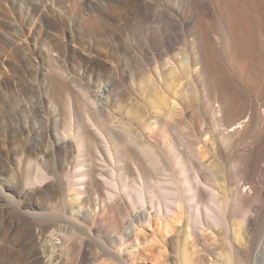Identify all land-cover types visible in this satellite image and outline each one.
<instances>
[{"label": "rangeland", "instance_id": "374dc122", "mask_svg": "<svg viewBox=\"0 0 264 264\" xmlns=\"http://www.w3.org/2000/svg\"><path fill=\"white\" fill-rule=\"evenodd\" d=\"M190 1L99 0L97 5L91 6L86 0H0V19L4 23L0 37V171H5L8 180H14L23 193L29 188L27 179L34 177L32 175L40 168L49 170L56 182L55 185L50 183L33 201L14 194L18 203L33 205L36 220L50 223L38 244L30 225L17 220L7 243L14 244V264H30L28 255L37 246L46 253L51 251L47 256L51 262L55 257L60 258L58 264H117L105 253L104 248L109 245H116L126 258L138 254L145 258L146 264H247L235 257L223 227H206L203 240L217 253L226 254L224 257L209 254L193 241L187 224L191 207H186L182 220L178 221L173 216H159L154 207L146 205L150 216L143 221L137 218L142 205L133 206L129 198L128 188L134 181L143 183L131 163V156L145 161L135 142L128 140L130 134L139 141L165 149L168 167L149 171L157 181H166V187L171 186L170 180L179 176V172L173 160V149L164 146L163 140L172 139L187 156L189 162L185 161V168L189 178L194 165L189 142L193 133L203 142H211V134L203 131L208 120L207 101L201 90L204 86H196L195 92L190 94L191 80L187 74L177 82L179 93L172 105L169 100L167 103L153 100V103L163 102V113L177 106L168 122L157 126L160 139L155 133L142 135L141 129L131 132L125 126L130 114L140 115L144 109L142 96L152 95L154 99L163 96L158 88L163 83V74L181 67L184 63L182 48L188 43L187 51L193 47L190 44L193 32ZM175 11L180 14L174 15ZM172 21L178 24L176 28ZM218 26L222 31L220 21ZM258 34L261 42L256 66L259 76L264 77V27ZM146 48L152 53L158 52V56L151 54L153 57L144 61L146 66H141L138 55ZM158 60L162 62L161 70L156 71L147 89L142 82L150 80V70L154 71ZM135 66L133 78L129 70ZM101 92H107L108 100H104ZM97 107L100 111L95 109ZM156 111L157 108L151 110L152 121ZM95 120L103 124L115 140L113 147H108L93 124ZM68 127L86 135L81 151L78 145L67 147L58 138ZM226 152L231 153L230 149ZM204 160L218 176L217 184L223 183L222 173L232 168L233 156L225 162L215 150ZM79 164L95 169L98 180L104 181L100 175H108L118 181L120 199L114 207L110 205L111 200H106L99 192L88 202L67 182ZM123 170H127L128 176L121 174ZM179 183L181 185L180 179ZM108 187L112 189V184ZM82 193L88 194V191ZM230 194L232 201L233 192ZM79 196L80 199H76ZM166 197L171 198L172 194ZM81 198L84 207H81ZM134 218L137 223L132 232ZM237 221V236L239 234L244 241L245 223L242 218ZM35 230L40 232L39 225ZM125 239L126 243L122 244ZM186 241L187 250L184 249ZM255 248L262 258L250 264H264V238L256 240Z\"/></svg>", "mask_w": 264, "mask_h": 264}, {"label": "bare ground", "instance_id": "6f19581e", "mask_svg": "<svg viewBox=\"0 0 264 264\" xmlns=\"http://www.w3.org/2000/svg\"><path fill=\"white\" fill-rule=\"evenodd\" d=\"M86 1L91 6H95L99 0ZM190 3L193 8L190 15V23L193 26L190 44L193 47L187 51L188 43L182 48L181 54L184 59L182 64L184 65L181 64V67L178 66V68L163 74V83L158 87L163 92V96L155 99L152 95L142 96L145 100L144 109L140 115L130 114V120L125 126L131 132L133 129H141L142 135L155 133V136H158L157 126L168 122L177 106H171L172 110L170 109L169 113H163L161 111L163 102L153 103V100H165V102L169 100L168 103L172 105V100L174 101L179 93L177 82H180L183 75L187 74L191 80L190 94L195 92L196 86H201V84L204 86L201 90L204 94L203 98L207 101L208 120L207 127L203 131L211 134V142H203L196 132L193 133L194 136L189 142L193 152L191 162L194 165L191 178H189V173L185 168L187 156L176 147L172 139L169 142L163 140L164 146L167 145L173 149L171 150L173 160L179 172V176H174L170 180L171 186L168 181L170 187H166V181L165 183L157 181L152 176L153 172L149 171L151 168L168 167L165 149L162 150L158 145L149 144L144 140L139 141L130 134L128 140L135 142V145L143 153L145 161L131 156V163L135 165L143 183L140 185L138 181H134V185L128 188L129 198L133 206L142 205L140 216L137 218L143 219V221L148 220L150 216L146 205L154 207L159 216H173V219H178V221L182 220L186 207H191V219L187 224L189 235L193 237V241L209 254H219L224 257L226 254L217 253V250L203 240L206 227L219 229L223 227L235 252V257L250 264L254 260L262 258L255 247L256 240L264 238V77L259 76L256 66L258 45L261 42L258 33L264 27V0H191ZM173 14L180 13L175 11ZM218 21L222 23V31L218 29ZM172 26L176 28L178 24L172 21ZM2 28H4V23L0 19V37ZM169 42L166 44L169 45ZM151 54L155 57L158 56V52L152 53L147 48L140 51L138 64L146 66L144 61L150 60L153 57ZM185 56L188 58L187 61ZM168 60L171 61V58ZM157 62L154 71L150 70V80L142 82V85L147 89H149V82L155 77L156 71L161 70L162 62L159 60ZM3 64L5 65L4 61ZM134 69L136 66L129 70L133 78L135 76ZM202 76L203 80L200 81ZM106 93L101 92L104 94V100H108L109 97ZM153 108H157L154 121L151 118ZM95 109L100 111V107ZM95 122L94 126L107 142L108 147H113L115 140L111 139L103 124L96 120ZM85 136L75 131L73 127H68L58 135V138L67 147L78 145L81 151ZM156 138L160 139L161 137ZM197 145H200V149ZM214 149L218 155L225 158V162L233 156L232 168L222 173L224 174L223 183L219 185L217 184L218 176L204 160L207 154L214 153ZM226 149H230L231 153L228 154ZM79 165L73 177H68L67 182L73 185V189L79 195L82 194L83 197H86L88 202H91L94 194L99 192L103 197H106V200H111L110 205L114 207V203L120 199L117 193L120 191L118 181L110 179L108 175H100L104 181L98 180L95 169ZM48 171L40 168L35 175H32L34 177H29L26 182L29 188L24 190V193L17 187L18 185L14 184V180H8L5 171H0V264H14V244L7 243L14 233V225L17 220L30 225V232L35 236L38 244L45 237L50 223L44 224L36 220L33 217L36 213L33 205L18 203L14 200V194H18L20 198L23 196L26 200H35L42 194L43 189L49 187L50 183L52 185L56 183ZM121 174L124 177L128 176L127 170H123ZM111 184L112 189H108L110 188L108 185ZM84 190H87L88 194L82 193ZM231 191L233 192L232 201ZM170 193L172 197H166ZM76 199H80V196ZM184 201L187 202L185 207H183ZM14 203L17 206L15 208ZM81 207H84L82 198ZM237 218H242L245 223L244 241L241 240L239 234L237 236L239 232L236 228ZM27 219L29 222L26 221ZM132 222H134L133 232L135 223H137L136 218ZM36 225L41 228L39 233L35 230ZM59 233L67 235L63 231H59ZM88 234L91 236V231ZM53 236L55 237V235H51V237ZM126 241L127 239L122 240L121 243L125 244ZM187 244L186 241L185 250H187ZM82 250L85 251L84 245H82ZM104 250L117 264H146L145 258L143 259L138 254L130 258L124 257L117 250L116 245L106 246ZM49 254L51 251L46 253L37 246L32 254L28 255L30 264L60 263L58 257L55 259L53 257L54 261L51 262V258L47 257ZM227 258L231 260L232 256L227 255Z\"/></svg>", "mask_w": 264, "mask_h": 264}]
</instances>
